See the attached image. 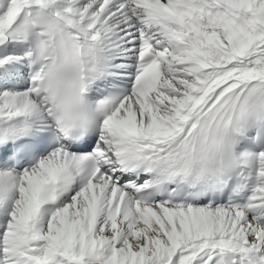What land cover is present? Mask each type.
I'll return each mask as SVG.
<instances>
[{
    "label": "snow or ice",
    "instance_id": "obj_1",
    "mask_svg": "<svg viewBox=\"0 0 264 264\" xmlns=\"http://www.w3.org/2000/svg\"><path fill=\"white\" fill-rule=\"evenodd\" d=\"M0 264H264V0H0Z\"/></svg>",
    "mask_w": 264,
    "mask_h": 264
}]
</instances>
